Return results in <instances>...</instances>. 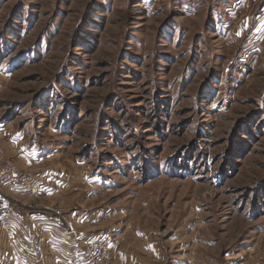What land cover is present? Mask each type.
<instances>
[{"label": "rangeland", "instance_id": "374dc122", "mask_svg": "<svg viewBox=\"0 0 264 264\" xmlns=\"http://www.w3.org/2000/svg\"><path fill=\"white\" fill-rule=\"evenodd\" d=\"M3 124L112 246L264 264V0H0Z\"/></svg>", "mask_w": 264, "mask_h": 264}, {"label": "crops", "instance_id": "0c3cea01", "mask_svg": "<svg viewBox=\"0 0 264 264\" xmlns=\"http://www.w3.org/2000/svg\"><path fill=\"white\" fill-rule=\"evenodd\" d=\"M9 124H11V122H9ZM9 124H3L4 126L0 125L4 127V129H2V127L0 128V135L3 134L4 136L5 134H9ZM22 138L23 137H19L17 134H14L12 135L11 139L6 142L7 149L11 150V152L14 149L19 150V154L16 155L17 158H15L14 161L21 166H19L20 168L33 174L34 177H39L40 175H43L42 177L47 176L48 174L46 171L42 169L44 165L42 166L36 160H32L35 158L33 155L35 152L26 154L24 151L20 150L24 148ZM46 180L50 181L49 178H46ZM33 188L34 187L28 191H32ZM28 191L8 189L6 190V194L15 200L18 210L17 213H19L18 215L24 218L27 223H31L32 226L40 231L44 241L45 252L43 259L40 261H34L28 258L24 254V249L20 240L17 238L16 241L14 237L17 234H20V227L16 226V222L14 220H10L9 222L5 223V226L0 234V248H3L9 252L15 258L16 264H70V262L75 257H78L80 256L79 254L85 252L87 246L91 242L102 238L101 232H98V234L97 232L93 233L87 229L84 230V226L76 224L77 222L81 221L77 215H66L64 211L61 210L68 224L75 223V226L73 224L74 228L72 231H63V228L59 227L53 219V214H55L54 211L56 210H53V208L58 206L54 204H51L50 206H44L40 203V201H37L38 199L34 201L36 192L32 193ZM41 191L42 190H40V192ZM85 221L90 223L89 218L87 217L84 218V221L82 222L84 223ZM87 223L85 225H87ZM14 227L15 234L12 235L10 229H14ZM142 238L143 237H140V235L135 234L134 240H132L130 245H127L128 240L126 239V236L121 238L119 236L115 240L113 246L111 245L112 264H150L148 263V259H150L149 257H153L152 254H154V252L157 254V251L152 248L150 249V247L147 248L148 243L144 238ZM140 240H145L146 242L145 244L143 243L141 248L142 250L138 248L137 244L133 243L136 241L140 242ZM138 252H145L148 259L138 256Z\"/></svg>", "mask_w": 264, "mask_h": 264}, {"label": "built area", "instance_id": "2783aa9c", "mask_svg": "<svg viewBox=\"0 0 264 264\" xmlns=\"http://www.w3.org/2000/svg\"><path fill=\"white\" fill-rule=\"evenodd\" d=\"M4 159L0 158V234L5 223L9 222L11 219L14 220L16 226L21 228L20 234H17L14 237L16 241L17 238L21 241L24 254L34 261H40L43 259L45 252L41 233L32 226V224L27 223L24 218L18 215L15 211L12 200L6 194V190L8 189L19 191L30 190L34 187L35 179L25 173L14 161ZM53 219L63 229L68 226V223L61 212H56ZM10 230L12 235H14L15 227ZM111 245L112 244L108 239H101L90 243L83 255L74 258L70 264H111ZM0 264H16V260L11 254L0 250Z\"/></svg>", "mask_w": 264, "mask_h": 264}, {"label": "bare ground", "instance_id": "6f19581e", "mask_svg": "<svg viewBox=\"0 0 264 264\" xmlns=\"http://www.w3.org/2000/svg\"><path fill=\"white\" fill-rule=\"evenodd\" d=\"M12 220V219H11ZM58 225V224H57ZM59 226V225H58ZM60 227V226H59ZM20 232H21V228H20ZM99 240H101V239H99ZM96 241H98V240H96ZM96 241H93V242H96ZM21 242V241H20ZM93 242H91V243H93ZM22 244V243H21ZM23 246V245H22ZM111 255H112V251H111V247H110V262H111V264H112V261H111Z\"/></svg>", "mask_w": 264, "mask_h": 264}]
</instances>
